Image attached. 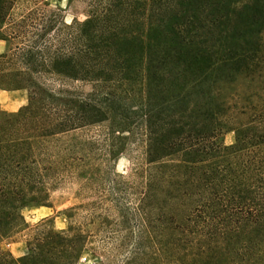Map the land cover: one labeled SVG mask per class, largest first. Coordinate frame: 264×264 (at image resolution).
Masks as SVG:
<instances>
[{
    "label": "trees",
    "instance_id": "1",
    "mask_svg": "<svg viewBox=\"0 0 264 264\" xmlns=\"http://www.w3.org/2000/svg\"><path fill=\"white\" fill-rule=\"evenodd\" d=\"M79 1L85 18L66 22L39 0H0V89L28 95L16 112L0 110V240L23 228V206L46 199L47 178L73 167L72 149L53 139L111 112L128 119L114 106L130 113L119 90L140 80L150 166L135 211L143 221L166 217L170 230L156 252L136 250L124 264H255L245 248L248 227L264 223V133L239 124L236 143L222 147L228 107L215 89L260 69L264 0ZM38 231L22 256L0 249V264L76 256L71 223Z\"/></svg>",
    "mask_w": 264,
    "mask_h": 264
},
{
    "label": "rangeland",
    "instance_id": "2",
    "mask_svg": "<svg viewBox=\"0 0 264 264\" xmlns=\"http://www.w3.org/2000/svg\"><path fill=\"white\" fill-rule=\"evenodd\" d=\"M39 2L57 11L66 22L85 18L84 5L79 0ZM261 60L254 77H247L244 72L232 83L215 89L228 107L221 116L229 122L217 135V142L224 148L236 143L234 127L239 124L250 133H264V61ZM73 85L80 91L90 90L89 83ZM142 89V82L138 80L119 90L127 106L133 105L132 111L139 110L135 105L142 102ZM27 100L26 90L0 89L2 111L16 112ZM118 105L115 109L128 119L111 112L109 119L100 124L53 139L60 150L72 149L73 167L68 174L62 171L47 178L46 199L29 202L21 208L23 228L11 239L0 240L1 250L14 257L22 256L27 251V241L38 230L65 231L70 223L81 239L76 256L66 264H124L136 250L156 252L159 249L160 233L166 239L170 230L166 217L162 222L156 221V216L143 221L135 211L150 166L145 155L144 126L139 112L129 113ZM254 113L261 118L251 121ZM84 147L87 148L83 150ZM145 227L150 233L149 242L143 240ZM247 231L250 241L246 244V257L252 258L255 264H264V223L253 224V230L249 226ZM146 245L149 247L145 248ZM152 264L160 263L154 260Z\"/></svg>",
    "mask_w": 264,
    "mask_h": 264
},
{
    "label": "crops",
    "instance_id": "3",
    "mask_svg": "<svg viewBox=\"0 0 264 264\" xmlns=\"http://www.w3.org/2000/svg\"><path fill=\"white\" fill-rule=\"evenodd\" d=\"M2 44V45H1ZM2 46V47H1ZM3 48V43L0 41V49H2Z\"/></svg>",
    "mask_w": 264,
    "mask_h": 264
}]
</instances>
